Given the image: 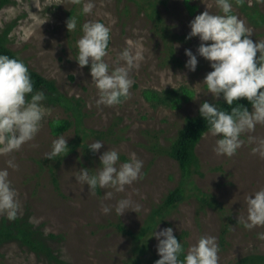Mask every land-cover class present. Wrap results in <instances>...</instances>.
<instances>
[{"label": "rangeland", "instance_id": "rangeland-1", "mask_svg": "<svg viewBox=\"0 0 264 264\" xmlns=\"http://www.w3.org/2000/svg\"><path fill=\"white\" fill-rule=\"evenodd\" d=\"M162 1L160 12L178 37L173 43V53L132 2L94 0L92 11L83 14L82 24L99 20L110 27L111 44L104 59L111 67L124 63L119 53L125 47L134 49L139 45L143 49L139 67L130 72L133 84L129 96L112 106H97L98 90L91 82L90 66L81 68L75 60L76 41L66 28L67 13L77 5L74 0H39L40 10L33 0H9L0 10V36L7 34V46L32 69L54 80L63 94L85 101V128L108 132L112 129L113 136L120 138L102 140L105 144L99 152L77 145L69 148L68 153L47 159L45 154L51 150L53 139L62 134L67 144L76 145L79 134L75 127L59 128L60 122L72 118L63 108L45 99L44 104L51 111L34 139L17 151L0 155V168L8 167L9 159L18 165L8 168L21 204L17 217L28 218L45 235L56 237L46 242L62 264H127L137 257L131 233L140 232L147 222H150L148 233L142 240L145 249L137 254L136 264H154L159 259L157 240L152 234L165 227L173 228L185 252L201 236H215L219 264H239L246 257L264 256V240L257 237V233L264 232V225L244 227L246 197L264 187V157L252 151L264 139V123L242 133L244 143L230 157L216 154L213 148L217 137L206 133L196 146V160L189 176L183 175L178 163L162 151L169 148L187 116L200 114L202 102L207 100L217 105L224 102L222 97L214 101L202 83L212 70L208 60L198 55L195 71L185 67L188 59L185 49L196 53L200 43L198 37L186 39L189 22L207 7L213 13L219 12L216 0ZM242 1L248 5L258 2L264 14V0ZM231 3L233 14L252 28L253 41L264 39V27L252 25L241 9ZM76 8L80 10L78 5ZM170 90L178 91L180 100L160 104L148 96L149 92L163 95ZM95 140L81 144L88 147ZM108 148L120 153L119 162L135 152L143 161L142 178L126 185L122 192L100 187L89 192L88 185L77 182L75 176L82 167L95 172L100 154ZM179 187L185 189L184 200L165 217L153 220L155 210L166 196ZM109 191L113 193L110 199L105 198ZM122 198L131 199L133 206L139 204V208L118 215L115 205ZM102 205H108L111 211L104 213ZM5 218L8 219L6 214H0V221ZM118 225H122L123 232ZM144 254L147 255L141 259L140 255ZM0 264L61 263L38 256L12 241L0 247Z\"/></svg>", "mask_w": 264, "mask_h": 264}, {"label": "clouds", "instance_id": "clouds-1", "mask_svg": "<svg viewBox=\"0 0 264 264\" xmlns=\"http://www.w3.org/2000/svg\"><path fill=\"white\" fill-rule=\"evenodd\" d=\"M81 0H74L80 3ZM39 9V0H33ZM219 12L213 13L208 7L189 22L190 32L186 39L199 38L196 53L185 49L188 57L185 63L190 71H195L197 56L210 62L211 71L203 78L208 93L213 100L223 98L227 105L245 98L251 110L243 104L222 110L215 102L205 100L199 106V112L207 121L208 133L217 137L213 151L218 155L232 156L242 146V133L254 130L258 123H264V39L251 38L253 30L238 15L233 14L231 0H216ZM94 8V0H83L81 12L88 14ZM40 10V9H39ZM69 32L77 28V18L71 15L66 20ZM82 35L76 40L77 55L75 60L82 68L90 66L91 82L98 90L97 106L120 104L127 98L133 80L130 72L138 68L143 59V49L137 45L134 49L125 47L119 58L124 61L111 67L104 59L110 40V27L99 20L85 21L81 25ZM259 53V55H257ZM43 90L34 91L33 81L28 66L21 59L0 54V155L17 151L23 144L34 139L42 126L44 117L51 111L46 107ZM254 139L249 137V140ZM105 144L95 140L88 145L92 152H99ZM264 157V139L252 149ZM69 147L64 135L52 140L51 150L45 154L52 159L62 153H68ZM120 153L108 148L99 156V167L90 172L87 167L79 169L76 181L88 185L89 192L97 187L114 188L117 192L125 190L126 185L142 178L143 161L135 152L129 154L126 161L119 162ZM8 167L0 168V214H6L14 220L21 211L17 190L9 179L8 168H16L9 159ZM113 193H105L110 199ZM247 217L244 227L252 229L264 225V187L246 197ZM139 208L133 206L129 198L116 202L115 212L122 215L126 210ZM102 211L108 213L111 208L102 205ZM241 218L239 217L238 221ZM152 236L157 240L159 259L154 264H219V246L216 237L201 236L187 251L174 235L172 227H165ZM151 236V237H152ZM258 239L264 240V232L257 233ZM184 253L183 259H180Z\"/></svg>", "mask_w": 264, "mask_h": 264}, {"label": "trees", "instance_id": "trees-1", "mask_svg": "<svg viewBox=\"0 0 264 264\" xmlns=\"http://www.w3.org/2000/svg\"><path fill=\"white\" fill-rule=\"evenodd\" d=\"M134 3L139 11L145 15L148 21L152 24L155 34L164 42L169 48V52L173 53V43L178 39L176 34L173 33L171 28L166 24L161 12L160 6L163 4L162 0H126ZM9 0H0V10L8 4ZM241 11L246 15L249 22L256 27H264V14L260 11L258 2H254L252 5H248L242 0H231ZM80 10L77 11V5L68 11L67 19L71 17L77 18V28L72 31L71 39L76 41L77 35L81 34V25L83 22V13L81 12L82 0L80 3H76ZM7 34L0 36V54H6L10 57L21 59L29 68V72L33 81L34 91L43 90L46 95V100L55 106H59L65 110L69 117L72 118L70 121L60 122V127L63 130H67L71 127H75L79 134V140L77 144L68 143V147L81 146L88 151L86 145H82L81 142L88 139H99L105 141H111L112 138L120 140L118 136H113L112 129L108 131H97L85 128L84 121L87 117L85 113V101L82 98L73 96H67L63 94L57 87L54 80H49L39 74L37 71L32 69L29 64L22 59L17 52H14L7 46ZM111 40H109V47ZM149 98L159 102L160 104H167L168 101L180 100V93L178 91H166L163 95L156 92H149ZM237 104H243L251 109L250 103L245 98H240L239 101H234L233 105H227L225 102H220L217 106L225 111H230L231 107ZM208 133L207 121L198 114L196 116H187L184 121V126L179 130L176 137L172 140L171 145L167 149H162L172 159H174L182 172L183 175L189 176L192 173V166L196 160V146L200 139ZM185 197L184 188H175L165 198L163 204L154 212L153 220L158 217H165L166 214L174 209ZM152 221V220H151ZM150 223V222H149ZM148 222L140 232H132V237L135 238L136 246L134 252L136 258L139 259V254L143 247L142 240L147 236ZM118 229L123 232L124 228L122 225H118ZM55 236L45 235L42 230L35 227L28 218L16 217L14 220L2 219L0 221V247L4 244L12 241L19 242L22 246L27 247L30 251L36 253L38 256H45L49 260L57 263L62 262L55 256L51 247L48 246L47 240L55 239ZM142 254V252L140 253ZM147 254L140 255L143 259ZM130 259L127 264H136L135 259ZM239 264H264V256H250L240 261Z\"/></svg>", "mask_w": 264, "mask_h": 264}]
</instances>
